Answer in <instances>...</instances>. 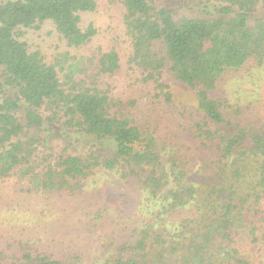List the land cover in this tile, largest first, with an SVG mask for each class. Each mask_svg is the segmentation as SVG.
I'll use <instances>...</instances> for the list:
<instances>
[{
    "label": "trees",
    "instance_id": "1",
    "mask_svg": "<svg viewBox=\"0 0 264 264\" xmlns=\"http://www.w3.org/2000/svg\"><path fill=\"white\" fill-rule=\"evenodd\" d=\"M121 1L131 60L155 80L168 65L176 80L194 90L200 118L193 138L214 159L213 172L220 179L212 178L197 192L203 183L186 171L177 149H160L152 134L128 116L110 113L109 96L97 87H64L55 65L19 37L21 28L50 21L69 45L82 46L96 28L92 23L82 27L81 15L94 11L96 0H0V178L17 171L29 175L37 188L50 190L95 170L135 176L138 169L142 189L160 204L159 215L178 211L181 218L171 221L164 234L143 224L127 246L129 253L114 264H250L238 236L247 227L250 207L264 197V119L233 121L215 92L231 73L252 63L264 65V0H199L193 7L202 15L178 17L173 5ZM99 65L100 73L115 72L118 53H102ZM43 106L52 111L48 117L40 111ZM57 112L67 118L69 131H58ZM40 130L50 137L82 138L87 152L59 154L42 173L34 171L30 158ZM25 258L16 264H33L29 254ZM35 260L62 264L47 256Z\"/></svg>",
    "mask_w": 264,
    "mask_h": 264
},
{
    "label": "rangeland",
    "instance_id": "2",
    "mask_svg": "<svg viewBox=\"0 0 264 264\" xmlns=\"http://www.w3.org/2000/svg\"><path fill=\"white\" fill-rule=\"evenodd\" d=\"M96 1L94 11L81 15L82 27L92 23L96 28L93 38L82 46L69 45L50 21L38 28H21L19 37L30 51H38L45 62L55 65L64 87H97L109 96L110 113L128 116L141 131L152 134L160 149H177L186 171L203 183L197 192L205 189L221 174L216 177L214 159L193 138V124L200 118L194 90L176 80L168 65L154 76L156 80L147 78L131 60L122 1ZM148 1L157 8L173 5L176 17L203 14L193 7L199 0ZM111 50L119 55V68L100 73L99 59ZM252 64L223 78L215 92L225 115L244 124L264 119V65ZM1 72L0 68V76ZM40 111L45 117L52 113L45 106ZM19 117L22 119L21 113ZM66 119L62 112L54 117L59 132L69 131ZM37 135L30 164L40 173L48 163L57 161V155L85 153L89 145L69 134L50 137L40 130ZM137 172L122 176L119 171L95 170L50 190L37 188L29 175L22 177L17 171L0 178V262H27L25 254H29L33 264H37V255L62 264H114L115 258L129 253L127 246L136 240L143 224L151 223L164 234L173 226L171 221L181 216L178 211L160 216V204L142 189L143 172ZM164 192L165 188L159 190L157 196ZM238 240L250 264H264V197L250 207L247 227Z\"/></svg>",
    "mask_w": 264,
    "mask_h": 264
}]
</instances>
